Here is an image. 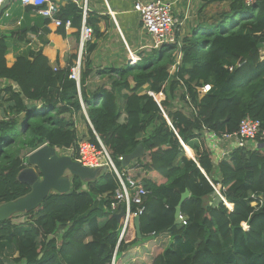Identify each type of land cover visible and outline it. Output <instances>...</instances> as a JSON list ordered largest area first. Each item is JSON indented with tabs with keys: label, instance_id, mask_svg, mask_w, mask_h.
I'll list each match as a JSON object with an SVG mask.
<instances>
[{
	"label": "trees",
	"instance_id": "obj_1",
	"mask_svg": "<svg viewBox=\"0 0 264 264\" xmlns=\"http://www.w3.org/2000/svg\"><path fill=\"white\" fill-rule=\"evenodd\" d=\"M223 1L229 3L232 25L218 33L197 27L190 39L182 40L173 74L169 69L177 48L163 47L136 66L106 70L109 85L93 94L87 86L90 47L82 54L77 84L69 78L72 65L53 69L40 52L21 54L7 67L0 38V80L16 86L3 91L9 107L0 121V205L29 193L17 175L27 156L42 145L71 151L73 160L80 157L73 117L82 112L80 98L89 120L88 142L98 150L101 144L118 170L127 171L147 191L139 215L141 238L133 225L119 240L123 218L115 215L121 208L110 210L115 175L106 170L89 182L73 178L68 193L50 194L23 213L24 221L11 217L0 222V264H264V138L258 137L256 148L235 149L215 164L204 137L205 131L218 136L236 132L245 116L264 129V60L259 58L264 0L248 12L241 0H207ZM228 13L221 14L220 25ZM89 15L86 22L92 27ZM81 17V9L69 5L59 18L79 29ZM205 84L210 91L199 98L196 88ZM144 88L165 96L161 108L170 124L153 98L141 94ZM185 93L194 114L173 108ZM139 144L143 155L122 167L119 157ZM185 191L190 193L181 205L186 224L175 226ZM131 232L134 238L128 241ZM145 238L149 244H143Z\"/></svg>",
	"mask_w": 264,
	"mask_h": 264
},
{
	"label": "crops",
	"instance_id": "obj_2",
	"mask_svg": "<svg viewBox=\"0 0 264 264\" xmlns=\"http://www.w3.org/2000/svg\"><path fill=\"white\" fill-rule=\"evenodd\" d=\"M85 1L87 13L91 14L89 21L94 31L91 42L87 43L83 50L86 54L90 47L88 60L91 74L87 86L89 92L93 94L102 86L109 85L111 76L106 74V70L114 71L127 63L125 46L115 22L128 47L139 53L141 58L154 52L146 49L141 50L142 46L149 45L151 41L141 28L139 16L133 9L138 2L147 4L153 0H54L59 8L58 18L69 5L81 9L83 15L82 7ZM162 1L171 5L174 16L182 23L178 31L180 40L190 39L199 26L219 24L221 14L229 11L227 1L215 3L207 2V0ZM217 5L225 7L226 10L221 13L215 11ZM108 7L113 12L115 22L109 15ZM0 38L4 39L6 46L7 67H12L19 55L32 51L40 52L46 57L53 69H65L69 65L73 67L76 64L80 52L79 29L72 26L69 29L56 27L48 19L36 14L33 7L23 6L18 0H10L0 9ZM82 60L84 58L81 59V64H83ZM7 86L16 89L15 84L11 81L0 80V121L5 118L9 107L8 95L3 92ZM73 117L76 130L81 129L82 133L88 137L89 125L84 109L82 108V112L76 113ZM130 236H132L131 239L134 238L133 232Z\"/></svg>",
	"mask_w": 264,
	"mask_h": 264
},
{
	"label": "built area",
	"instance_id": "obj_3",
	"mask_svg": "<svg viewBox=\"0 0 264 264\" xmlns=\"http://www.w3.org/2000/svg\"><path fill=\"white\" fill-rule=\"evenodd\" d=\"M10 0H0V9L2 6L9 2ZM23 6L33 7V11L48 19L52 24L56 27H61L63 25L64 28L69 29L71 27V21L66 20L64 23L58 18L59 8L54 3V0H18ZM105 1V0H104ZM243 5L246 8H251L255 6L262 0H241ZM106 4V2H105ZM107 6V4H106ZM83 15L79 28V56L77 58L76 64L71 68V73L69 78L71 80H75L78 84L79 76H80V68H81V59L84 47L87 43L91 42L93 38V29L86 22L87 19V8L86 1L83 4ZM134 11L138 14L140 19L141 28L150 38V44L146 46H142V49H146L149 51H157L163 47L175 46L177 48L174 56L175 62L170 67L169 73L173 74L177 67L179 66L181 53L179 52V48L182 45V40L178 38L179 28L182 26L181 21L176 18L173 14V10L170 4L163 2L162 0H153L147 4L136 3L133 7ZM109 15L115 22V18L113 12L109 10ZM115 25L118 29V32L121 36L123 44L126 50L127 63L126 65L136 66L140 63L141 56L139 53L131 50L124 38L120 29L118 28L116 22ZM259 58L260 61L264 60V43L259 50ZM240 66V63H237L236 67ZM226 69L229 72L233 71V66H227ZM211 85L205 84L196 88V92L199 98H202L207 92L210 91ZM184 90V88H183ZM143 94H147L151 98H153L154 102L159 106L163 115L164 112L161 108V102L165 100V96L162 93L155 94L152 91L147 90L146 88L142 91ZM160 95L161 98L159 100L156 99V96ZM80 100L81 108L84 109V104ZM174 108L177 110H181L186 114H194L193 105H191V101L188 95L185 93V99L175 100L173 101ZM89 124V123H88ZM170 124V123H169ZM204 136L209 144L210 151L213 156V162L217 164L218 162L225 160L228 154L238 148L241 149H254L258 146V137L259 139L264 138V129H261L260 122L252 119L250 116H245L239 123L238 130L231 134H224L221 136L216 135L213 132L205 131ZM181 142V141H180ZM100 144V142H99ZM181 145L184 148L185 154V145L181 142ZM46 146V144L42 145ZM41 146V147H42ZM101 146V150H98L93 144L83 143L82 140L79 143V158L75 161L79 162L85 167H89L92 169H106L111 171L116 178L117 188L113 195V200L110 203L111 212H115L121 208L123 213V223H122V231L120 235L121 240L124 235L127 234L129 228L133 226L134 219L139 217V215L143 211V197L147 194V191L143 188L139 182L132 179L127 171H120L115 166L111 158L108 156L104 148ZM40 148V147H39ZM71 153V151H69ZM70 156V155H68ZM28 157V156H27ZM122 162V167H128L131 162L124 166L125 157H119L118 159ZM28 167L27 161L23 164ZM215 192L220 198L221 197L218 188H215ZM224 201V200H223ZM135 207V210L132 209ZM229 207V206H228ZM231 210L232 208L229 207ZM116 214H119L116 213ZM180 224L185 225V219L179 216ZM242 228L246 230L248 226L246 224H242ZM114 262V261H113Z\"/></svg>",
	"mask_w": 264,
	"mask_h": 264
},
{
	"label": "water",
	"instance_id": "obj_4",
	"mask_svg": "<svg viewBox=\"0 0 264 264\" xmlns=\"http://www.w3.org/2000/svg\"><path fill=\"white\" fill-rule=\"evenodd\" d=\"M164 118H167L164 115ZM87 123L89 120L87 119ZM168 121V120H167ZM169 123V121H168ZM143 146L137 148L125 157L124 166L132 160L143 155ZM188 157V155L186 154ZM189 158L194 160L193 156ZM28 167L17 175V180L30 188L29 193L16 200L0 205V222H4L16 214L28 213L36 209L50 194H65L71 189V179L78 178L83 182L97 179L106 169H92L85 167L68 155H58L56 149L48 145L42 146L27 157ZM185 191L180 198L174 214V225L180 224L181 205L189 197ZM117 220L123 217V213L115 215ZM139 217L134 219V226L138 239L141 238ZM51 236L48 237L50 239Z\"/></svg>",
	"mask_w": 264,
	"mask_h": 264
},
{
	"label": "rangeland",
	"instance_id": "obj_5",
	"mask_svg": "<svg viewBox=\"0 0 264 264\" xmlns=\"http://www.w3.org/2000/svg\"><path fill=\"white\" fill-rule=\"evenodd\" d=\"M250 9L251 8H246L245 9V12L250 11ZM224 10H226L225 7H222L221 5H217V8H216L215 11L221 13V11L223 12ZM232 16L233 15H231L230 13H228L227 18H225V20L223 21V23L221 25L220 24H212V25L204 24L202 27L206 31H211L212 33H215V32L218 33L221 27H224L225 26L226 28L227 27L229 28L232 25V22H233L232 21ZM241 17H243V13H241V14L239 13L237 18L240 19ZM135 43H136V40H135ZM156 55H158V54H156ZM141 94H143V93L141 92ZM77 130H78V133H79L78 135L81 138L82 142L83 143H87V140H88L87 135L84 134V133H82V130L81 129L78 128ZM83 132H85V131L83 130ZM56 151H57V154L60 155V156L61 155H70V152L69 151H62V150H58V149ZM188 158H189V156H188ZM12 217L14 218L13 219L14 222H21V221H24L26 219V217H25V215L23 213L16 214V215H14ZM131 238H132V236H130L128 238V241L131 240ZM149 243L150 242L147 241V239L145 238L143 244L145 245V244H149ZM139 246H141V245H139Z\"/></svg>",
	"mask_w": 264,
	"mask_h": 264
},
{
	"label": "bare ground",
	"instance_id": "obj_6",
	"mask_svg": "<svg viewBox=\"0 0 264 264\" xmlns=\"http://www.w3.org/2000/svg\"><path fill=\"white\" fill-rule=\"evenodd\" d=\"M161 98V96L160 95H157L156 96V99L157 100H159ZM185 150H186V153H187V155L188 156H193V152H192V150L189 148V147H185ZM228 205V204H227ZM230 208H231V205H228Z\"/></svg>",
	"mask_w": 264,
	"mask_h": 264
},
{
	"label": "clouds",
	"instance_id": "obj_7",
	"mask_svg": "<svg viewBox=\"0 0 264 264\" xmlns=\"http://www.w3.org/2000/svg\"><path fill=\"white\" fill-rule=\"evenodd\" d=\"M117 215V214H116ZM133 225H134V223H133Z\"/></svg>",
	"mask_w": 264,
	"mask_h": 264
}]
</instances>
